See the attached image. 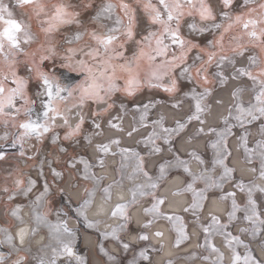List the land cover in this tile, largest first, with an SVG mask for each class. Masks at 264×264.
<instances>
[{
	"label": "snow or ice",
	"instance_id": "obj_1",
	"mask_svg": "<svg viewBox=\"0 0 264 264\" xmlns=\"http://www.w3.org/2000/svg\"><path fill=\"white\" fill-rule=\"evenodd\" d=\"M134 4L142 10L150 26L143 32H140L141 21ZM134 4L128 0H101L92 17L96 27L89 28L80 20V13L71 0H9L8 3L0 0V161L6 158L8 149L18 150L20 158L34 159L28 151L30 143H42L50 133L52 142L57 143L61 139L55 132L57 127L66 130L64 141L79 144L83 136L86 146L92 150L91 160L80 156L71 157L69 162L72 168L82 165L81 179L93 185L92 189H85L89 199L78 210L81 216H85V210L91 206L97 189L107 203L112 199V188L123 187V179L135 182L142 178V182L133 183L128 189L129 198L119 195L115 205L107 210L120 222L110 225V231L103 235L117 241L124 250H128L131 243L123 240L120 233L132 220L130 210L141 206L142 200L150 197L152 201L148 207L141 206L143 213L150 217L143 222V227H150L158 218L180 220L161 211L165 198L157 195L168 168H181L191 177L184 190L193 192V201L184 211L194 213L203 209L208 190H222L225 183L233 180L235 170L226 161L231 156L228 137L233 135L234 127L245 128L238 137L239 146L249 164L259 162L258 169L250 170L258 171V179L264 180V0H134ZM91 6V3L85 4V7ZM70 25H76L77 30L65 37L61 46L56 34ZM205 34L212 37L206 45L194 39ZM129 42L135 45L131 55L127 54L126 48ZM61 53L66 61L64 67L84 76L74 88L62 86L42 67L45 61ZM21 56L30 65L28 77L18 74ZM32 77L40 85L34 96L29 94ZM180 80L191 87L177 96ZM230 84L225 102L219 92ZM144 88L159 89L168 94L171 98L169 107L173 111H182L183 116L175 118L174 125L169 127L165 125L163 114L149 119L157 102L134 105V124L127 136L132 137L140 129H151L138 142L147 149L141 154L132 147L122 146L120 137L105 136L99 119L116 106V94L132 97ZM70 100L73 101L71 105L68 104ZM89 102L102 107L92 113L95 118L93 131L84 134L83 107ZM73 109L78 110L75 123ZM120 110L128 111L122 103ZM209 116L224 127L218 129L209 124ZM120 121V116L110 118L108 128L123 132ZM257 121L261 122L262 138L249 147L247 126ZM194 122L200 125L197 134H206L204 126L207 124V133L215 136L208 145L213 151L211 168L201 167L199 172H194L191 161L203 166L205 160L192 151L189 153L191 161L174 156L173 161L161 164L159 175L153 177L147 170V159L162 152L161 143L171 151L174 137ZM59 151L66 152L67 149L61 146ZM117 156L120 164L116 171L121 181L112 180L102 185L109 158ZM129 167L132 171L125 176ZM94 168L101 171L96 172ZM217 168L221 170L219 175H216ZM50 171L54 178L62 176L55 168L50 167ZM197 182H202L204 188H194ZM35 186V180L18 171L5 177L0 193L11 201L20 195L27 197ZM48 191L49 186L45 183L43 192L32 201L30 220L21 214L19 205L9 210L15 223L0 226V247L9 249L7 253L0 252V264H85L84 258L75 251V233L68 220L57 219L53 223L48 219L49 211L36 210L46 206ZM237 191L246 195L243 203L238 202ZM256 192L264 193V186L254 181L245 183L241 179L235 183L234 190L223 192L219 197L230 202L225 209L227 222L215 211L209 212V223L203 225L202 230L204 246L210 255L203 259L209 260L211 254H215L211 264H225L224 252L212 242L213 237L219 236L223 238V246L231 251L229 264H264V260L257 259L250 250L243 255L237 251L238 247L247 249L248 245L229 230L235 224L241 233H247L264 245V204L254 198ZM100 210H105L104 204L100 205ZM92 226L89 223V227ZM42 228L47 229V242L43 236L34 240ZM176 231L175 246L179 247L188 236L183 225ZM153 235L162 237L163 233L156 231ZM134 239L147 241L149 235L142 232ZM34 243L37 246L35 253ZM261 251L264 252V247ZM104 254L116 264L115 256L106 251ZM141 260L149 261L147 249H142L132 264H139Z\"/></svg>",
	"mask_w": 264,
	"mask_h": 264
},
{
	"label": "rangeland",
	"instance_id": "obj_2",
	"mask_svg": "<svg viewBox=\"0 0 264 264\" xmlns=\"http://www.w3.org/2000/svg\"><path fill=\"white\" fill-rule=\"evenodd\" d=\"M6 3L9 2V0H5ZM129 3L134 4V0H128ZM71 3L76 11L80 13V20L82 23L89 28H95L96 24L92 22V17L95 15L98 7L101 4V0H71ZM91 3V7H85V4ZM135 7H137V16L140 18V32H143L144 30L148 29L150 26L147 23L146 18L144 17V14L142 10L134 4ZM17 14L19 13V10L17 9ZM77 30L76 25H70L66 28L62 29L60 32L56 34V40L59 42L61 46L64 45L65 37L70 36L73 32ZM139 39V35L136 37ZM211 35L205 34L204 36H196L194 39L201 43V45H206L207 41L211 39ZM135 47L133 42H129L126 45L127 48V54L131 55L133 48ZM194 55V54H193ZM20 63L17 66L18 74L21 76L28 77V74L30 72V65H28L24 58L21 56L19 58ZM66 61L63 59V53L61 55L54 57L52 59H49L45 61L42 65L44 71L48 72L51 75H54L58 82L66 87V88H74L77 84H79L83 79L84 76L79 71H73L70 70L67 67H64V64ZM191 85L184 81L180 80L179 82V89L180 91L177 93V96L181 95L185 91H187ZM40 89V85L37 82V80L32 77L29 82V94L34 96L35 93ZM226 89V88H225ZM225 89H222L220 91H223ZM114 100L116 102V106L109 111L106 115H104L102 118L99 119V122L101 123L102 127L108 128V120L112 117L120 116L121 117V126L123 127V121L128 117H131L132 124H134V115H136L132 109L134 105L137 104H144L149 101L157 102L156 107L153 108L149 114V119H156L160 114H163L164 112L161 110V107H164V105L169 106L171 102V98L168 94L164 93L162 90L159 89H148L144 88L138 93H136L132 97H125L121 94H116L114 97ZM73 101H68V104L71 105ZM124 104L128 111L127 113L121 112L120 110V104ZM99 107L94 103L89 102L83 107V113L86 117L85 123L83 125V131L84 134L91 133L93 131V119H95L92 116V113L94 111H98ZM77 109H73V123L76 122V119H78L76 112ZM181 114L178 117L183 116L182 111H178ZM165 115V114H163ZM59 121H57L58 123ZM260 121H257L253 125H248L247 129L250 133L249 135V147H253L255 144V141L258 139H261V134L259 132V125ZM59 124V123H58ZM214 127H217L218 129H222L224 125L216 120L214 122H209ZM165 125L166 126H173L174 122L170 123L168 119H165ZM200 127L197 123L190 124L179 136L174 137L173 139V145L171 151L169 150V147L167 145L162 146V152L160 154L150 156L146 161V167L147 170L150 172L153 177L159 175V166L161 164H164L168 161H173L174 156H179L181 159L189 160L191 161V157L189 156V153L192 151H196L198 154H200L203 159L205 160V165L200 166L195 161H191L190 167L194 172H199L201 170V167L205 168H211V160L213 158V151L208 146L210 141L215 139V136L213 134L207 133V127H205V133L206 134H197L196 129ZM151 129H140V131H145L142 133L131 145H126L123 140L121 141L122 146L132 147L136 149L137 151L141 152V154H144L147 149L144 147L142 143H138L144 135L147 134L148 131ZM254 130L257 132L255 133ZM65 129L63 127H57L55 132L57 135L61 137L57 143L52 142V134H48V136L43 140L42 143L32 141L29 145V154L33 155L34 159H27V158H20L18 156V150L16 149H8V155L3 161H0V186H2L5 182V177L9 176L10 173H17L18 171H22L26 178H31L36 181V186L33 190H39L36 195H32V193H29L27 197L20 195L17 196L16 199L13 201H8L6 196L3 193H0V212L1 209L4 208V214L3 217L0 213V226H8L9 224H14V220L9 215V210L11 208H15L17 205H22L24 207H27L30 209L32 213V201L35 200V197L39 195L40 192H43L44 185L47 183L49 186V191L46 194V206L36 209L37 211L43 212V211H49L48 219L55 223L57 219H67L69 222V226L73 229L75 233V251L78 255L82 256L85 260V264H92L93 262V256L100 259L102 264H113L112 261H109L108 256L104 254V251H106L109 255H113L116 257V264H132V261L134 258L139 256V252L142 249L148 250L149 255V261H143L141 260L139 264H154L153 258L154 255L159 250V247H152L150 245V242L148 241H141L138 240V242H135L134 244H131V247L128 250H124L120 244L117 241L112 240L110 237L106 238L103 233L105 231H102L98 226H96L95 222L91 219L87 218L85 219V216H81L79 214V208L81 204L87 199H89L88 193L85 191V189H92L93 185L90 181H84L81 179L82 174V165L77 164L76 168L69 167V162L71 157H80L83 156L85 159L91 160L92 156L90 153L91 148L87 147L85 144V141L83 139V136L80 137L79 144H74L71 141H64L63 135L65 133ZM139 131V132H140ZM233 135L228 137V144L231 151V156L226 161L227 165L231 168H234L233 172V180L230 182H227L224 184L223 189H211L208 190L205 195L207 199L204 201V207L202 210H197L195 213L193 211H182L181 213H175L170 214L175 217H179L180 220L176 221H169L165 218H158L156 220H164L168 226L170 227L172 231V245L175 246V238L177 236L176 229L179 228L181 225L184 226L185 233L187 236H189V232L193 227H197L200 230V235L198 239V247L193 250L190 255L186 254H178L177 261H182L183 264H194V261L200 260L201 262L211 264V261L214 260L215 254H211V258L209 260L203 259L205 256H209L210 252L209 250L204 246L205 245V234L203 233L202 226L207 225L209 223L210 217L204 216V211L207 209V204L209 203V200L212 196H221L223 192L234 190L235 183L239 180H243L245 183H249L250 181H255L258 178V171L254 172L253 179L251 180H244L243 177H241L239 174V171L236 169L235 166V154L238 152L240 159L248 164L249 166H252L253 168L258 169L259 168V162L254 161L253 163L249 164L244 157L243 148L239 146L238 137L241 136L245 132V128H241L239 126L234 127L232 129ZM138 133V132H137ZM136 134V133H134ZM119 137V136H118ZM103 138V137H102ZM101 138V139H102ZM201 140L200 145L190 146L186 143H189L192 141ZM64 147L67 149L66 152H60L59 148ZM238 146V148H237ZM35 149V151H33ZM41 162L43 163V174L41 175ZM120 164V158L117 156V161L115 164V181H121V176L118 171H116L119 168ZM196 164V167L194 166ZM51 168H55L57 171L62 173V177L64 175V181L66 182V179L70 176L69 173H72L73 177L71 180V184L74 188L78 187H84V191L81 195V198L76 201L72 198V201L70 198L67 197L68 192L64 189L63 185H61L62 178H54L51 171ZM96 172H100L101 170L99 168L93 169ZM132 168L129 167L126 171L125 176L128 173H131ZM220 169L217 168L216 175H219ZM175 175H180L183 178V184L179 187L180 191H185L187 184L191 182V177H189L187 174L183 172L181 168L177 167H170L167 169V177L165 180L161 181V186L157 190V195L162 196L161 191L165 184L172 179ZM142 179V178H141ZM136 180L135 182L129 181L127 178L123 179L122 184L123 186L127 187L129 189L133 183H140L142 180ZM63 182V181H62ZM9 184H11V181H8ZM108 182L105 178L104 181H102V185H107ZM77 184V185H76ZM75 185V186H74ZM78 187V188H79ZM115 188V186L113 187ZM194 188L196 189H203L204 184L202 182H197L194 185ZM188 195V203L187 206H189L193 201V192L192 191H185ZM103 195L99 189L96 190L95 194ZM254 198L257 199V201L261 204H264V193L256 192L254 194ZM237 200L239 203H243L246 200V195L244 193H240L237 191ZM151 198H146L141 201V205L143 207H148L151 204ZM227 205L230 204L229 201H225ZM132 210V209H131ZM130 210V212H131ZM161 211L166 214V211L161 206ZM66 214V215H65ZM167 215V214H166ZM239 215V214H238ZM146 221L150 219L149 216L145 215ZM77 220V226L72 227L71 226V219ZM221 220L224 222H227V216L226 212L221 214ZM120 222V221H119ZM89 223H91L93 226L89 227ZM153 225V224H152ZM151 225V226H152ZM178 225V226H177ZM133 229V223L132 220L128 224L127 229L124 232H121V238L125 241H127V236L130 232H132ZM45 233V242H47V229L42 228L41 229ZM149 230L148 228L141 227L139 229V233H147ZM229 230L233 233V235H237L240 237L241 240L244 241L245 244L248 245V248L246 249L243 246L238 247L237 251H239L242 255L250 250L252 254L257 258L264 260L263 252L261 251V247H264L258 239L250 237L247 233H241L237 226L235 224L231 225ZM84 233L91 234L94 237V245L93 249L88 248L84 242H83V236ZM41 237V236H39ZM38 237V238H39ZM222 237L215 236L212 238V242L220 248L222 252H224L225 255V264H229V255L231 256V251L229 249H226L223 246L222 243ZM189 238L185 240L183 243H181V246L188 243ZM110 244H114L119 248V253L113 254L110 249ZM37 247V246H36ZM178 247V249H180ZM101 248L104 249V251H101ZM9 249L6 246L0 247V252L7 253ZM36 248H33V252L35 253ZM89 251V252H88ZM174 257V258H175ZM14 258V257H13ZM92 260V261H91ZM176 263V262H175ZM173 261L170 264H175Z\"/></svg>",
	"mask_w": 264,
	"mask_h": 264
},
{
	"label": "bare ground",
	"instance_id": "obj_3",
	"mask_svg": "<svg viewBox=\"0 0 264 264\" xmlns=\"http://www.w3.org/2000/svg\"><path fill=\"white\" fill-rule=\"evenodd\" d=\"M173 116V114L171 115ZM168 118V117H167ZM169 119V118H168ZM211 121V122H214V119L212 116H209L208 117V122ZM60 122V121H59ZM207 125V124H206ZM205 125V126H206ZM255 132V130H254ZM256 133V132H255ZM121 137L122 134H119ZM198 143V142H197ZM202 143V142H201ZM195 144V143H194ZM190 146H193V145H190ZM238 148V146H237ZM194 166L196 167V164H194ZM235 166H236V169L239 171V175L241 177H243L245 180H251L253 179V175H254V172H252L250 169H252L253 167L252 166H249L248 164L244 163L240 157H239V154L238 152L235 154ZM128 170V169H127ZM126 170V171H127ZM105 174L109 175L110 176V181L114 180V169L111 167V171L109 172L107 169L105 170ZM142 180V179H141ZM68 181V180H67ZM142 182V181H141ZM256 184H259V185H262L264 186V180H260V179H256L254 181ZM183 184V178L180 176V175H175L172 179H170L166 184L165 186L163 187L162 191H161V194H162V197H165L167 202L165 203V205L163 206L164 210L166 211V213H178V212H182L184 207L187 206V198L188 195L187 194H175V192L177 190H179V187ZM82 187V186H81ZM68 188V187H67ZM125 189V190H123ZM175 191V192H174ZM68 192V191H67ZM174 192V193H173ZM114 193V197L116 199V201L118 200V197L119 195H123L124 197H130V192L128 191V189L123 186V187H117L113 189L112 191V194ZM179 195V196H178ZM71 196V195H70ZM72 197V196H71ZM95 198V196H94ZM94 198H93V201H94ZM127 199V198H126ZM184 201V202H183ZM93 203V202H92ZM100 203L97 202L95 208L98 212H105L107 209H105L104 211H101L100 210ZM169 205V206H168ZM92 206V204H91ZM91 206H89L86 210H85V213L86 211L90 210L91 209ZM142 206V205H141ZM141 206H137L135 208H133L131 210V216H132V223H133V229H132V232H130L127 236V240L131 243H135L136 242V239H134V237L137 235V233L139 232V229L141 228V225L142 223L145 221V218H143V213H142V210H141ZM172 207H175L177 209L173 210ZM226 209V203H223L222 200H220L217 196H212L209 200V203L207 204V209L204 211V216H209V212L210 211H215L217 215L221 216V214L225 213V210ZM178 211V212H177ZM109 211H107L106 214H108ZM94 213H96L94 211ZM91 218H95L94 215L92 216L91 215ZM111 219V216H109V218H101L100 220L96 221L95 224L96 226L98 225H103L102 228L104 229V231H108L109 229V226H106V223ZM162 223H165V222H158L156 226L152 227L153 230L151 231H148L149 232V237H150V240L153 244L157 245L158 243H155L153 241L156 240V241H163V243L165 244V248H164V251H163V254L161 256H158L159 254H155L154 255V258H153V261H154V264H160L163 260V258H167V257H175L177 256L178 254L181 253V251H185V250H189V249H193V248H197L198 247V232L199 230L196 228V227H193L191 229V239L190 242H189V245L187 247H184V248H180V249H177L175 251V254L174 253V249H171L170 247V244H169V241H166L169 237H170V234L168 232H165L164 230H166V226ZM161 224V225H160ZM166 224V223H165ZM160 225V226H159ZM157 226H159L157 228ZM178 226V225H177ZM156 231H160L163 233V236L162 237H156L153 235L154 232ZM88 239L91 241L90 243V246L88 248H91L93 249V243H92V239H94V237L92 235H87L86 233H84ZM152 236V237H151ZM153 238V239H152ZM39 238L35 237L34 240H39ZM171 242H172V237H171ZM33 248H36V245L35 243L33 244ZM89 252V251H88ZM173 254V255H171ZM167 255H171V256H167ZM229 257H230V254L228 253ZM263 255H264V252H263ZM158 256V257H157ZM156 258V259H155ZM93 262H91L92 264H102L100 259L93 256ZM92 261V260H91ZM175 264H183L182 261H176ZM196 264V262L194 263Z\"/></svg>",
	"mask_w": 264,
	"mask_h": 264
},
{
	"label": "flooded vegetation",
	"instance_id": "obj_4",
	"mask_svg": "<svg viewBox=\"0 0 264 264\" xmlns=\"http://www.w3.org/2000/svg\"><path fill=\"white\" fill-rule=\"evenodd\" d=\"M232 83H235V82H232ZM231 87V84L229 85V87L228 88H226L225 90H223V91H220L219 92V95H221L223 98H224V100H225V102H227L228 101V93H229V88ZM161 110L164 112L163 114H165L164 116L168 119V121L170 122V123H172V122H174V119L175 118H177L181 113L180 112H178V111H173L169 106H167V105H164V107H161ZM173 114V116H171ZM209 122H211V121H209ZM208 122V123H209ZM59 124L60 123H62L61 121L60 122H58ZM131 126H133V124H132V121H131V117H127L124 121H123V128H124V131L123 132H115L114 130H111V129H109V128H105V136H107V135H109V134H111V135H114V136H119L120 138H121V141L123 140V142L126 144V145H131V144H133V142L142 134V133H144L145 131H140V132H138V133H136V134H133V136L132 137H128L127 136V132L130 130V128H131ZM255 132H257L256 130H255ZM119 134H122V136L123 137H121ZM198 142V143H197ZM195 143V144H194ZM186 144H188V145H193V146H195V145H200L201 144V140L199 139V140H197V141H190L189 143H186ZM90 153H91V156H92V150H90ZM116 161H117V157H115V158H109V161H108V167H107V170L110 172L111 171V167L114 169V175H115V164H116ZM70 174V176L68 177V179H66V182L64 181L65 179L63 178L64 177V175H63V177L61 176V178H62V180H61V185H63V187H64V189L66 190V191H68V194H67V197L68 198H70V200L72 201V198L73 199H75L76 201H78L80 198H81V195H82V193H83V191H84V187H79V184H78V187L77 188H74L73 187V185L71 184V180H72V177H73V175H72V173H69ZM105 174V173H104ZM105 178L107 179V181L108 182H111L109 179H110V176L109 175H107V174H105ZM64 179V180H63ZM68 180V181H67ZM245 180V179H244ZM63 181V182H62ZM77 185V184H76ZM75 186V185H74ZM68 187V188H67ZM118 187V186H117ZM115 188H116V186H115ZM127 188V187H126ZM113 189L114 188H112V191H113ZM123 190H125V189H123ZM34 192H33V194L32 195H36L37 193H38V191L39 190H33ZM175 192V191H174ZM173 192V193H174ZM130 194V193H129ZM175 194H186V192L185 191H180L179 192V190H177L176 192H175ZM72 197H71V196ZM179 196V195H178ZM218 198H219V196H217ZM125 198H129V197H125ZM165 198V197H164ZM187 198V201H188V197H186ZM16 199V198H15ZM9 201V200H8ZM11 201H13V200H11ZM97 202H99L100 204H104L105 205V209H111L114 205H115V203L117 202L116 201V199H115V197H114V193L112 194V199L110 200V201H108L107 203H105V201H104V199H103V195H98L97 193L95 194V198H94V201H93V203H92V206H91V209L90 210H88V211H86V213H85V216L87 217V218H89V219H91L92 221H98V220H100L101 218H109V216H111L110 215V212H108V214H106L107 213V210L105 211V212H98L97 210H96V208H95V206H96V204H97ZM167 202V200H166V198H165V203ZM184 202V201H183ZM165 203L163 204V205H161L162 206V208H163V206L165 205ZM223 203H226L225 201H223ZM227 205V204H226ZM20 207H21V214L25 217V219L26 220H30V216H31V211H30V209H28L27 207H24V206H22V205H19ZM169 206V205H168ZM16 207V206H15ZM186 207H188V206H186ZM186 207H184V208H186ZM173 208V210H175V209H177V208H175V207H172ZM184 210V209H183ZM94 211L96 212V213H94ZM176 211V210H175ZM178 212V211H177ZM226 212V211H225ZM1 216L3 217V214H4V208H2L1 209ZM142 213H143V211H142ZM178 213H180V212H178ZM167 215H170V214H174V213H166ZM91 215L93 216L94 215V219L93 218H91ZM221 217V216H220ZM143 218H145V221H146V217H145V214L143 213ZM144 221V222H145ZM158 222H165L164 220H156L154 223H153V225L152 226H150L149 227V230L148 231H151V230H153L152 229V227H154V226H156L157 225V223ZM117 223H119V219H116V218H112L111 217V219L106 223V226H108V225H112V226H114V225H116ZM166 223V222H165ZM162 223V224H164L165 226H166V230H164L165 232H168L169 234H170V237L166 240V241H169V244H170V247H171V249H174V253L173 254H175V251L178 249V247H173V245H172V242H171V237H172V231H171V229H170V227L168 226V224L166 223ZM161 225V224H160ZM159 225V226H160ZM71 226L72 227H76L77 226V220H75V219H71ZM103 226V225H102ZM102 226L101 225H98V228H100L102 231H104V229L102 228ZM159 226H157V228L159 227ZM141 227H143V223H142V225H141ZM145 228V227H144ZM197 228V227H196ZM159 229V228H158ZM198 230H199V228H197ZM14 230V229H13ZM108 231H110V228L108 229ZM147 231V234L149 235V232ZM87 235H88V233H86ZM138 234V233H137ZM89 235H91V234H89ZM199 235H200V230H199V232H198V237H199ZM39 236H43V237H46L45 236V233L42 231V230H40V232H39V234L36 236L37 238L39 237ZM191 232H189V236H188V238L189 239H191ZM152 237V236H151ZM153 239V238H152ZM199 239V238H198ZM91 240V239H90ZM89 239H88V237L84 234V236H83V242H84V244L87 246V247H89L90 246V243H91V241H90ZM128 241V240H127ZM148 242H150V245L153 247H159V250L157 251V253L156 254H159L158 256H161L162 254H163V251H164V248H165V244L163 243V241H156V240H154L153 239V241L155 242V243H158L157 245H155V244H153L152 242H151V240H150V237H149V239L147 240ZM129 242V241H128ZM136 242H138V239H136ZM189 242H190V240L188 241V243H186V244H184L183 246H181V247H179V248H184V247H187L188 245H189ZM92 243H93V245H94V243H95V241H94V239H92ZM131 243V242H130ZM131 244H133V243H131ZM196 248V247H195ZM195 248H193V249H189V250H185V251H181V253L180 254H184V255H186V254H188V255H190V253L193 251V250H195ZM110 249H111V252L113 253V254H116V253H119V248L117 247V246H115L114 244H110ZM162 253V254H161ZM173 254H171V255H173ZM171 255H167V256H171ZM157 256V257H158ZM156 259V258H155ZM163 261L160 263V264H170L172 261L175 263L176 261H177V257H175V258H173V257H167V258H163L162 259ZM196 262V264H208V263H204V262H201L200 260H198V261H194V263ZM156 264V263H155ZM159 264V263H158Z\"/></svg>",
	"mask_w": 264,
	"mask_h": 264
}]
</instances>
